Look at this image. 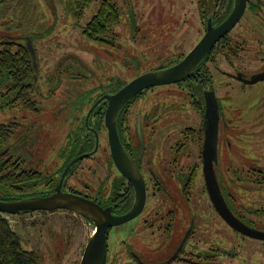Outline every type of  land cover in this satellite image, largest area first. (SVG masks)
Returning <instances> with one entry per match:
<instances>
[{
    "label": "flooded vegetation",
    "instance_id": "obj_1",
    "mask_svg": "<svg viewBox=\"0 0 264 264\" xmlns=\"http://www.w3.org/2000/svg\"><path fill=\"white\" fill-rule=\"evenodd\" d=\"M121 3L130 4L122 32ZM177 3L172 15L184 26L178 35L169 17L167 31L131 27L132 0H25L18 21L24 33L0 40L13 43L14 52L28 51L20 75H7L0 90V194H11L0 200L61 194L98 205L117 217L106 232V264H232L233 242L264 240L237 231L218 210L264 232V87L252 90L264 79L245 81L264 72V0H247L244 21L188 76L145 87L108 116L123 86L182 61L210 26L226 19L234 0ZM121 36L126 43H117ZM57 211L95 230L92 220L63 207L14 216L46 220ZM202 212L216 238H202ZM72 225L73 232L41 226L40 238L70 241L81 227Z\"/></svg>",
    "mask_w": 264,
    "mask_h": 264
},
{
    "label": "rangeland",
    "instance_id": "obj_2",
    "mask_svg": "<svg viewBox=\"0 0 264 264\" xmlns=\"http://www.w3.org/2000/svg\"><path fill=\"white\" fill-rule=\"evenodd\" d=\"M25 0H0V40L10 39L8 36H16L24 33V28L19 27L18 21L20 14L23 12V5ZM118 3L121 0H117ZM134 1L133 11H135L136 20L133 22L131 27H143V23H146L150 28H162L166 27L167 24L165 19L169 17V22L173 23V29L178 34H181L184 26L178 21L177 15H172L174 10L179 11L178 0H132ZM128 4L121 3L118 5L120 8V21L117 23L121 32L128 28L126 23V18L129 16L130 9ZM144 12L143 17H148L147 20L139 18ZM170 13V14H168ZM150 15V16H149ZM245 16L241 19V22L244 21ZM130 20V17L127 18ZM179 22V23H178ZM240 23L236 25L235 28L240 26ZM263 25V23H262ZM181 29V30H180ZM234 30V29H233ZM176 35V34H175ZM121 40L117 43H126L124 36L120 37ZM264 38V35H263ZM186 48V47H185ZM48 49V48H47ZM247 58V57H246ZM249 59H258V57H251ZM246 65H253L252 63H244ZM264 82V81H263ZM261 84V85H260ZM264 87V83H259L255 85L252 90L257 91L260 87ZM236 92V91H234ZM244 94L238 95L235 97L237 100L235 103L236 106L240 107L243 103ZM228 102H233V99H229ZM246 102V100H245ZM5 217L8 222L11 224L15 233L23 239L25 245L30 248L37 250L40 253V259L38 264H79L82 257V252L84 250L85 244L87 243L88 236L94 229L93 225H89L86 222H82L80 217L73 216L71 213L64 211H57L50 215V218L46 220L42 219L36 213H29L23 216H10L5 213H0ZM76 220V222L73 221ZM73 222V223H72ZM80 224L81 227L75 232V236L71 237L70 241L65 242H56L55 239L51 242H45L39 235V228L43 227V230L46 231V227L49 226V229H54L62 232L70 230L73 232L75 227L72 224ZM47 223V224H46ZM60 227V228H59ZM202 229L201 235L202 238L218 236L217 233L212 231V223L209 221L208 214L202 212L201 214V224ZM264 231V229H262ZM71 236V234H70ZM68 236V237H70ZM63 239V238H62ZM205 242V240H203ZM205 244V243H203ZM207 245V244H206ZM234 255L228 257L227 260L232 264H264V240L256 239H246L233 242L231 245ZM60 252V255L57 256L54 252ZM225 257H218L217 262L222 261Z\"/></svg>",
    "mask_w": 264,
    "mask_h": 264
},
{
    "label": "water",
    "instance_id": "obj_3",
    "mask_svg": "<svg viewBox=\"0 0 264 264\" xmlns=\"http://www.w3.org/2000/svg\"><path fill=\"white\" fill-rule=\"evenodd\" d=\"M247 0H234L233 8L229 15L221 23L216 26H210L205 35L200 41L186 54L182 61L167 67L165 69L144 73L137 76L125 86H123L117 94L112 98L108 110L109 117H116L117 112L130 99L141 89L158 84H167L177 82L188 76L191 71L199 64L205 57L211 47L221 37L232 30L238 21L241 19ZM264 79V72L256 74L250 80H245L249 83H254ZM108 117V118H109ZM115 131V142L112 143L113 153L117 155V134ZM113 141V139H112ZM206 164L207 161H206ZM205 164V168H206ZM206 183L209 195L214 199V190L210 174L206 172ZM68 208L86 216L95 224V230L91 234L83 251L79 264H106L107 258V241L106 232L109 226L117 224V217H113L106 213L101 207L74 195H61L55 194L49 197H29L14 201L0 200V213H7L11 215L19 214L22 212H30L36 209H56ZM218 207V206H217ZM221 215L231 224L237 231L245 235L255 238L264 239V232L256 231L239 224L237 220L230 217L221 207H218ZM130 217L127 216V219ZM124 220V218L122 219ZM188 236V231L183 239L182 244Z\"/></svg>",
    "mask_w": 264,
    "mask_h": 264
},
{
    "label": "trees",
    "instance_id": "obj_4",
    "mask_svg": "<svg viewBox=\"0 0 264 264\" xmlns=\"http://www.w3.org/2000/svg\"><path fill=\"white\" fill-rule=\"evenodd\" d=\"M118 19L119 12L117 10V21ZM3 44H0V90L7 83V75H20L19 63L25 61L28 56V51L24 46L14 52L13 48H10L14 45L13 43ZM12 82L14 85L19 84L17 81ZM5 181L12 182L13 179H5ZM9 195L11 194L1 193L0 199H8L11 197ZM40 256L37 250L30 249L25 245L23 239L15 233L8 220L0 214V264H38Z\"/></svg>",
    "mask_w": 264,
    "mask_h": 264
}]
</instances>
